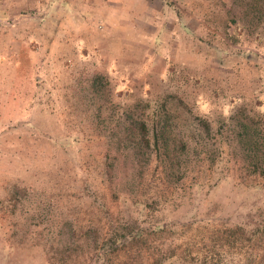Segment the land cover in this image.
I'll use <instances>...</instances> for the list:
<instances>
[{
    "label": "rangeland",
    "instance_id": "obj_1",
    "mask_svg": "<svg viewBox=\"0 0 264 264\" xmlns=\"http://www.w3.org/2000/svg\"><path fill=\"white\" fill-rule=\"evenodd\" d=\"M213 3L0 0V264H264V45Z\"/></svg>",
    "mask_w": 264,
    "mask_h": 264
},
{
    "label": "trees",
    "instance_id": "obj_2",
    "mask_svg": "<svg viewBox=\"0 0 264 264\" xmlns=\"http://www.w3.org/2000/svg\"><path fill=\"white\" fill-rule=\"evenodd\" d=\"M212 1H214L213 5L216 10L223 12L226 16H231L229 22L234 25L232 28L240 30L242 33L246 32L254 42H263L264 45V0ZM101 81L102 76L100 75L93 78L92 86L95 90L101 88ZM138 128L144 137V124L141 123Z\"/></svg>",
    "mask_w": 264,
    "mask_h": 264
}]
</instances>
